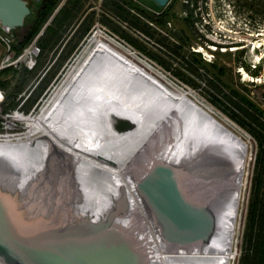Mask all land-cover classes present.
<instances>
[{"label":"rangeland","instance_id":"1","mask_svg":"<svg viewBox=\"0 0 264 264\" xmlns=\"http://www.w3.org/2000/svg\"><path fill=\"white\" fill-rule=\"evenodd\" d=\"M25 1L28 7V13L23 17L22 22L14 29H1L0 27V82H5L8 80V84H11V86H2V88L0 87V139L5 136H9V138L12 139L14 136L17 137L19 134H21V132L24 133L26 130L25 118L27 115L33 110L34 111L32 113H35L38 110L34 108H39L41 106L46 97L45 95L47 89L58 81V79L61 77V74H63L66 65L71 64L82 44H84L87 37L91 34L92 30L96 26V29H101L102 32L107 34L112 39L114 38V40L120 43L122 46L130 49L136 55L150 62V64L155 69H157L162 77H164V79H166L168 82L175 84L179 89L184 87L187 88L186 91L188 90L190 95H192L196 101H205V103H208L216 111H219L229 120L233 121L245 132L246 136L244 135V141L246 142V145L244 144L245 149L241 155L242 157L244 156L243 159L245 160V156L251 153L252 158L248 163L249 166L246 167L247 173L245 174L243 188L239 191L237 209L235 212L236 214L233 219V225L237 231L235 232L233 242H235V245L238 248V256L233 260V264H241V259L246 249L245 234L247 230L250 201L256 185L255 176L257 175L258 177L260 174V171L257 169V155L260 147L247 129L248 126L255 128L254 121H252L249 116L245 115L242 111H240V109H238L228 100L232 99L233 101L237 102L239 101L237 95L243 96L245 98V102L254 105V109L245 106V104L244 106L241 104V106H243L248 111V113L254 114L253 111H256V116H259L258 118L264 122V68L259 65L258 68L252 69L251 62L247 57L248 52H229L224 54L214 53L212 58L205 57L206 60L203 59L204 55L202 57L201 53L195 52V49L199 50L198 46L200 44L203 45L202 41L204 40L199 31L201 29L200 26H198L200 23L198 20L196 21L194 16V7H191L189 3L191 0H188V3L184 2L185 0H171V6L164 7H156L148 0H132L133 6L129 9V11L131 14L137 15L141 19L139 21L142 24H145H140L142 29L132 26L127 21H119V19L112 18L111 15L104 12L102 9V0H81L82 4L80 9L77 10L76 19L70 26L66 28V31L62 34V38L58 42V45L51 49H44L45 51L42 52L36 44V40L41 34L38 37L37 35L41 30L43 31L44 28L50 24V21L53 18L50 17L54 10L58 8L60 4L61 5L57 11L63 6L65 0H58L52 14L41 26L40 31L17 53L14 48L16 39H20L21 36L27 31L29 21L35 17V9L37 4L40 2V0ZM244 4L246 8L260 15L261 18L264 19V0H245ZM140 11L144 12V16L140 14ZM166 12L167 14L164 15ZM88 16L89 18L87 20L90 19L91 21L87 33L80 40H77V38L71 39L73 42L78 41L77 45L67 58L61 60V56L67 51V46H65V43L71 37L77 25L81 21L85 23ZM104 17L109 18V21L111 20V22L108 24ZM117 27H119V30H115ZM111 51V49L106 47L104 52H106L109 57L92 60L90 63H88L89 67L84 72L86 75L77 80L76 84L74 83V86H77H75L76 88L73 86V88H75L73 97L70 98V101H68L70 102L69 108L71 109H66L65 111L67 112H64L66 116H69L66 119L67 122H69L70 127L75 130V132L73 130V134L77 135L78 140H85L87 145L90 146H94L95 143L93 139L94 137L97 139L98 136V109L103 97L100 94L102 87L96 84V88H90V86L86 83L89 80L96 83L102 84L103 82L110 85L113 88V92L110 97L115 95L116 98L122 100L123 102L126 101L125 96H127V99H130L129 101H126L128 104L127 106H134L138 112L141 109V118L146 115L144 119L148 120L147 124L150 125L149 128L152 126V120L156 119L157 117V109L163 105H166V100L170 97L169 90L161 82L159 83L156 79L152 78L148 73L140 70L134 64H130L131 67L125 65V67L116 68V70L112 69L115 73L114 75L116 76L117 81L115 82L117 86H114L111 83L114 78H112L109 73L110 68H114V65L118 64L119 61L110 54ZM28 60H30V63ZM58 65L60 66L59 69H57L54 77H52L48 83V86L40 95L41 97L44 94V97H41V100L39 99L40 97L38 98L37 103H39L37 106H32L27 111H23L22 107L26 104L23 102L25 100L24 98L29 95L30 91L34 87V83H36L38 78L46 71L51 73V71ZM37 66L38 68H36ZM10 68L15 69L18 74L24 69L37 70L33 76V79L30 80L26 88L16 94V99L14 101L18 100L19 102L17 106L13 108L11 107L12 99L9 98L11 97L13 90L15 88L17 89V79L15 80L12 78V75L9 72ZM90 81L88 83H90ZM120 86H122V88ZM115 87H117V89H115ZM98 90H100V92ZM109 90L112 89L110 88ZM145 91L148 93V96L141 99L139 94L147 95ZM119 92H122L123 95H119ZM157 96H161L166 100L164 102L158 101L160 98H154ZM133 97L137 98V100ZM152 99L153 101H151ZM187 100L188 99L186 98V100L181 102L179 106L177 105L175 109L171 110L167 114L169 117L166 115L167 118L163 122L165 126L162 125L163 127L160 126L155 128V130H152V133L150 132L148 135L149 138L147 137L144 140L145 142L143 141L142 144L138 146V148L136 147L139 152L134 150L131 158L134 160V162L148 158L151 159L152 157L155 158V156H157L155 159H158L162 153L170 152V155L173 156L172 158H175L174 162L180 168L191 173V176L193 175L194 178L200 177L194 181L198 183L196 186L198 190H206L210 194L211 192L214 194L215 192L220 193V190L227 191L225 190L227 187H223V184L217 179L220 177L218 175L220 174L219 170H224L225 172V170L229 168V171L231 172V170L234 169L232 164L235 165L234 160L237 159L238 154V157L240 156L239 159H241V155L239 153L241 150L237 146L225 144L224 141H217L218 143H216L215 139H217V136L214 137V135H211L210 131L206 133L204 132V129L200 127L195 128L193 125H191L192 123H190V120H192V118L186 117V113L182 112L181 110L182 107L186 105ZM144 101L147 102L144 103ZM149 102L150 104H148ZM143 110L147 111L144 112ZM237 120L242 125H240ZM196 122L198 121L196 120ZM127 136L119 139L120 141L116 140L115 144H118L117 149L120 148L122 151L126 149L125 147L130 149V147H128L129 141L126 139L132 137V135ZM205 137L207 139H205ZM42 142L49 147H47L48 151L49 149L53 151V149H51L52 146L50 147L45 141ZM112 142L114 141L105 143V146L102 144L98 147V149L105 148L111 145ZM261 148H264V146L261 145ZM40 150L43 151V154L40 153L41 151L38 153L35 152L36 150H30V148H25V151L23 150L22 152L21 150L0 152V157L10 161L14 160L12 165L9 163V161H7L9 166H4L7 169V173L5 171L0 172V174L3 173V175H0V188H2V190H8L10 194H12L14 202H16L15 198L18 197V202L21 203L22 201L28 206L30 205L37 207L39 209L37 211L43 213L45 212L44 215H47L46 213L49 212L56 213L59 206H72L73 202L75 204L76 199H78V202H83L84 199H87L94 202L95 204L98 203L95 206L92 205L94 207V210H92L90 202H86L89 203L90 209L92 212H95V215L98 211V213H104L101 212L102 208L104 211L107 210L108 207H113L115 205L116 201L112 200H109V202L114 203L111 206L109 205V202L106 203L107 199H109L110 193H112L111 187H103L105 184L104 182L96 183V186L94 187H87L89 183L85 181V176L83 174L84 170L82 168H79V174L77 175L78 177H74L77 182L73 181V179L68 177V171H65L66 168L62 172L59 165L54 167L50 162H47V159L44 156L46 155L45 152H47L44 151L46 149L40 148ZM26 152L27 156L25 154ZM207 153L210 154L208 155ZM176 154L178 156H176ZM210 156L215 157L214 159L218 157V159H216L217 161L214 162L215 164H213V161L215 160ZM207 158L210 159L211 162H207ZM198 159L199 162H196ZM104 160L109 164L113 163L112 160ZM17 161L18 164H15ZM225 163L228 165V167L224 166L226 165ZM13 164L20 166V169L24 168V170H22L24 175L22 177L19 178L20 175L17 172L20 169L18 167L17 169L16 166L15 169ZM74 164L81 166V164L77 162ZM49 165L50 167H48ZM223 167H225V169ZM103 177L108 179L107 175H103ZM21 178L23 179L22 182L19 181ZM55 181L59 182L57 183V188L54 185ZM59 185H62V187H59ZM52 188H54V190H51ZM88 189L91 192H88ZM260 193L264 196V186L262 187ZM122 196L123 195L120 194L119 198ZM82 197L84 199H82ZM94 198H96V200ZM55 199L58 201L57 203L52 202ZM118 201L119 199H117V202ZM219 202L220 201L217 203ZM222 202V206L225 207V200H221V203ZM71 208L76 207L73 205ZM125 209H123V211H126L131 217V223L138 226V221L135 215L132 213L131 215L130 211L128 212V209ZM126 212H122L120 216ZM90 213L91 211H89V214ZM81 215L83 216L84 214L81 213ZM220 216L221 215H218V218H220ZM228 219L229 217H223V220L226 222L222 224L221 230L226 229L225 227L227 226ZM220 220L221 218L219 221ZM151 226L153 227V225ZM126 228H128V226H126ZM171 264H177V262H172Z\"/></svg>","mask_w":264,"mask_h":264},{"label":"bare ground","instance_id":"2","mask_svg":"<svg viewBox=\"0 0 264 264\" xmlns=\"http://www.w3.org/2000/svg\"><path fill=\"white\" fill-rule=\"evenodd\" d=\"M106 47H108L109 49L112 50L110 52V54L114 58H117V60L119 61L118 64L114 65V68H110L109 74L112 76V78H114V80H113L114 82H117V81H116V76L114 75L115 73L112 69L116 70V68L125 67V65H127L128 67H131L130 64H134L140 70L148 73L152 78L156 79L159 83L161 82L169 90L170 97L167 100L162 98L161 96L154 97L155 99L160 98V99H158V101L164 102L166 100L167 104L163 105L162 107L157 109L158 114L157 115L155 114L157 117H156V119L152 120V122H151L152 126H151V128H149L150 125L147 124L148 120L144 119V117L146 115L143 118H141V115H140L141 109H140V111H139L140 113H139L134 106H131V107L127 106L128 104L126 101L130 100V99L129 100L127 99V96H125L126 101H123V102H122V100H119L118 98H116L115 95L110 97L113 90H109L110 89L109 87L108 88L105 87L103 82L101 84V83H96L94 81L89 80L90 83H88L89 81L86 83H87V85L90 86V88H92V87L96 88V84H98L102 87L101 92H100V90H98V91L100 92V94L103 97V100L101 101V104H100L99 109H98V121H97L98 126H99L98 130H97L98 136H97V139L95 137L93 139L94 143H95L94 146H90V145H87V142L85 140H78L77 135L73 134L75 132V130L72 127H70L69 122H67V119H66L69 116H66L64 112H67V111H65L66 109L67 110L71 109V108H69L70 102H68V101H70V98L73 97V93H74V90L76 88L75 86H77V85L74 86V83L76 84L77 80H79L82 76L86 75V73H84V72L89 67L88 63H90L92 60H97V59H101L104 57H109L108 54L106 52H104V49ZM113 57H112V59H113ZM104 74H105V72H104ZM73 86L75 88H73ZM89 86H87V87H89ZM186 89L187 88H185V87L179 89L178 87H176L175 84L168 82L166 79H164V77H162L160 72L150 64V62H148L147 60L136 55L130 49L122 46L120 43L115 41L114 38L112 39L107 34L102 32L101 29H99V28L96 29V26H95V28L92 30L91 34L87 37L84 44H82L78 53L75 55L71 64L66 65L64 72H63V74H61V77L58 79V81L54 85L50 86L47 89V92L45 95L46 97H45L43 103L41 104V106L39 108H34V109H38V110L35 113H32L34 111L33 110L25 118L26 130L24 131V133L21 132V134H19L17 137L14 136V138H12V139H10L9 136H5L2 139H0V152H4V151L8 152V151H13V150H17V151L21 150V152H22L23 150L25 151V148H30V150H34V151L36 150L35 152L39 153L41 151L40 148L46 149L44 151H47L48 153L45 152V154L47 156L46 155H44V156L47 159V162H50L51 165L54 167L59 165L61 167L62 172L66 168L65 171L66 172L68 171L67 172L69 175L68 177L73 179V181H76L74 179V177H76L79 174V172H78L79 168H82L84 170L83 174L85 176L84 177L85 181L89 183V185H87V187L88 186L94 187V186H96V183H100V182L105 183L103 185V187H106V188L111 187L112 193H110L109 199H107L106 203L109 202V200L116 201V203H117V199L120 200L119 196H120V194H122L123 198H124L123 201L125 202V207L128 209V212L130 211V214L132 213L135 215V217L138 221V226L136 224L134 225L131 223V217L128 215V213L126 211H124L126 213H123V215L118 217L117 221L119 222V224H122L125 227L128 226V229L138 238V240H141L147 246L146 248H147V253H148V262H149L148 264H171L172 262H174V263L177 262V264H188V263H193V264H233V260L238 256V248L235 245V242H233L235 232H237L235 230L236 228H234V225H233V219H234L235 214H236L235 212L237 209L239 191L243 188V185H244V180H245L244 178H245V174L247 173L246 167L249 166L248 163L252 158L251 153H249L248 155L245 156V160L243 159L244 156L242 157V155H241V153L244 151L245 145H246V142L244 141L245 140L244 135L246 136V134L233 121L229 120L227 117H225L219 111H216L208 103H205V101L204 102L196 101L192 97V95H190L188 90L186 91ZM145 93L147 95L139 94V97L141 96V99L146 98V96H148V93L146 91H145ZM119 95H123L122 92H119ZM186 98L188 99L186 102V105H184V107H182L181 110H182V112L186 113L185 114L186 117L192 118V120H190V123H192L191 125H193L195 128L200 127L202 129H204L205 130L204 132H206V133H208L210 131L211 135H214V137L217 136V139H215L216 143H218L217 141H224L225 144L237 146L241 150V152L239 151V153L241 155V159H239L240 156L238 157V155H239L238 154L237 159L234 160L235 165L232 164L234 166L233 167L234 169H232L231 172L229 171V168L227 170H225V172H224V170L223 171L219 170L220 174H218V175L220 177H218L217 179L219 180L220 183L223 184V187H225V186L227 187V188L225 187L226 188L225 190H227V191L220 190V193L216 192L214 194L217 202L220 201L219 203H217L218 204L217 215H221L220 216L221 220L219 221L220 218L217 219V229H216L215 235L211 239H208L209 241L204 245V247L194 246V247H190V248H186V249H173V248L166 246L159 239L158 235H155V234H157V231H156V228L154 227L152 218H151L148 210L146 209L142 199L140 198V196L136 192V189L134 186V180H133L134 170H135V167L140 162V160L138 162H134V160L131 158V155H132V153H134V150H137L136 147L138 148V146H140L142 144V142L147 137L149 138L148 135L150 134V132L152 130H155V128L160 127V126L161 127L165 126L163 124V122L167 118L166 115L171 110L175 109L177 107V105L179 106V104L181 102H183L184 100H186ZM146 100H149V99H146ZM151 101H153V99ZM108 102H114L116 107L120 108L124 113L133 116L137 120L138 126L134 130L126 132V133L122 134L121 136L109 137V138L105 139L104 135L102 134L103 133L102 132V120H101L100 112H101V109L104 108ZM145 102H147V101H144V103ZM148 104H150V102ZM149 107H151V106H149ZM146 111H144V112H146ZM70 112H72V111H70ZM147 114H148V112H147ZM196 120L198 122H196ZM165 123H167V122H165ZM73 130H74V132H73ZM102 135H103V137H102ZM127 135H132V137L126 139L127 141H129L128 147H130V149H128L127 147H125L126 149H124L123 151L120 150V148L117 149L118 144H115L116 140H119V139H121ZM75 137H76V139H75ZM202 139H203V137H202ZM205 139H207V138L205 137ZM41 140L47 142V144L50 147L52 146L51 149H53V151L58 153V154L54 153L50 149L48 151L49 147L46 146L45 144H43V142ZM77 141H79V142H77ZM111 141H114V142H112L111 145H109L105 148H99L98 149V147L100 145L104 144V146H105V143H108ZM76 142H77V144H76ZM207 142H209V141H207ZM193 149H194V147H193ZM215 149H217V148H215ZM30 152H32V151H30ZM42 152L43 151H41L40 153L43 154ZM203 153H204V151H203ZM25 154L27 156V152ZM207 154L209 155L210 153H207ZM215 155H218V154H215ZM145 156H146V154H145ZM176 156H178V155L176 154ZM212 156H210V157H212ZM156 157L157 156H155V158ZM172 157L173 156L170 155V152H168V153L164 152V153H162V155L158 159L162 160L164 162L173 164V165H177L174 162L175 158L173 159ZM42 158H44V157H42ZM214 158L215 157H212V159H214ZM104 159L112 160L113 163L109 164ZM216 159H218V157ZM216 159H214L215 161H213V164H215L214 162L217 161ZM143 160H141V161H143ZM207 160H208L207 162H209V161L211 162L210 159L207 158ZM221 160H222V158H221ZM7 161H9V163L11 165H12V162H14V160L10 161L8 159L0 157V172L1 171H5V172L7 171V169L4 167V166H9ZM219 161H220V159H219ZM75 162L81 164V166H77L76 164H74ZM196 162H199V159ZM229 163H230V161H229ZM15 164H18V161ZM44 164H45V162H44ZM220 164H222V163H220ZM15 166L16 165H14V168H15ZM224 166L228 167L227 164ZM17 167L19 168L20 166H16V168ZM48 167H50V165ZM230 167H232V166H230ZM223 168L225 169V167H223ZM22 170H24V168L20 169L17 172L20 175L19 178L24 175V173H22ZM0 175H3V173H1ZM103 175L104 176L107 175L108 179H105L103 177ZM54 176H55V174H54ZM60 179H61V177H60ZM67 179H69V178H67ZM19 181L22 182L23 179L21 178V180L19 179ZM68 181H70V180H68ZM54 183H55L54 185L57 188V183H59V182L55 181ZM79 184H80V182H79ZM112 186H114V187H112ZM50 187H52V186H50ZM59 187H62V185L61 186L59 185ZM89 189H88V192H91ZM51 190H54V188H52ZM100 191H102V190H100ZM222 192H224V193H222ZM200 193H202V192H200ZM225 193H226V195H225ZM82 199H84V198L82 197ZM94 199L96 200V198H94ZM90 200H91V198H90ZM221 200H225V203H226L225 207L222 206L223 202L221 203ZM88 201L89 200L84 199L83 202H78V199H76L75 204L73 202V205H75L76 208H71V207H73L72 204H71L72 206H68V207H64V206L60 207L59 206L57 209L58 211H56V212H65V211L69 212L71 219H75V218H77L78 214L81 215V213H83L84 214L83 217H85V219H88L90 222L94 223L96 221V217L98 216V214H102V213H98L99 212L98 211V212H96V215H95V212H92V210H94L93 206H95L98 203L95 204L94 202L89 201L90 205H91V209H92L91 210L89 203H86ZM112 204H114V203L109 202L110 206ZM111 209H112V207H108L107 208L108 212ZM107 210H105V211H107ZM89 211H91L90 214H89ZM102 211H103V208H102ZM105 211H103V212H105ZM225 216L229 217L228 223H227V226L225 227L226 229L221 230L222 224H224V222H226L223 220V217H225ZM71 219L68 217L66 220H68V222L71 223L73 221ZM151 225H153V227ZM224 226H223V228H224ZM0 264H2V263L0 262Z\"/></svg>","mask_w":264,"mask_h":264},{"label":"water","instance_id":"3","mask_svg":"<svg viewBox=\"0 0 264 264\" xmlns=\"http://www.w3.org/2000/svg\"><path fill=\"white\" fill-rule=\"evenodd\" d=\"M148 1L164 7L170 0ZM27 13L25 0H0V27L16 28ZM100 116L105 139L121 136L138 126L137 120L114 102H108ZM199 178L177 165L154 158L144 159L135 167L136 192L152 218L159 239L170 248L204 247L216 233L218 204L213 192L197 189L198 183L194 181ZM15 200L8 190L0 188L2 264L149 263L144 242L117 221L126 208L123 196L112 211L104 210L94 223L80 214L71 219L66 211L44 215L37 207L18 202V197ZM68 217L73 220L71 223L66 220Z\"/></svg>","mask_w":264,"mask_h":264},{"label":"trees","instance_id":"4","mask_svg":"<svg viewBox=\"0 0 264 264\" xmlns=\"http://www.w3.org/2000/svg\"><path fill=\"white\" fill-rule=\"evenodd\" d=\"M170 1L166 6H171ZM57 2L58 0H40L39 4H37L35 9V17L31 21H29L27 31L21 36L20 39H16L14 48L17 53L25 45H27L40 31L41 26L52 14L53 9L57 5ZM81 4V0H65L63 6L56 12V14L51 19L50 24L44 28L41 35L36 40V44L39 47L40 51L43 52L58 45V42L62 38V34L66 31V28L70 26L76 19L77 10L80 9ZM101 4V7L104 12L111 15L112 18L119 19V21H127L132 26H135L138 29H142L140 27V24L142 23L139 21L141 19L137 15L131 14L129 11V9L133 6L132 0H102ZM140 14L144 16V12L140 11ZM165 14H167V12L164 13V15ZM88 18L89 16L86 18L85 23L81 21L77 25L73 34L65 43V46H67V51L61 56V60L67 58L77 45L78 41L73 42L71 39L77 38V40H80L87 33L91 21L90 19L87 20ZM105 19L108 24L111 22V20L109 21V18ZM115 30H119V27H117V29ZM59 67V65L56 66V68H54L51 73H48L46 71L42 76L38 78L37 82L34 83V87L30 91L29 95L24 98L25 100L23 102L26 104L23 105V107L21 106L23 108V111H27L32 106H37V104L39 103H37L38 98L44 92V90L48 86V83L50 82L52 77H54ZM36 68H38V66ZM9 70L12 75V78H14L15 80L17 79V89L15 88L13 90L12 95L9 98L12 99L11 107L13 108L16 107L19 102L18 100L14 101L16 99V94L26 88L30 80L33 79V76L35 75V72L37 70L24 69L19 74L13 68H10ZM8 83V80H6L5 82H0V87L2 88V86H11V84L9 85ZM43 96L44 94L41 97L43 98ZM41 97L39 99H41ZM237 97L239 100L237 102L233 101L232 99H229L228 101L235 105L238 109H240V111H242L245 115L249 116L252 121H254L255 128L252 126H248L247 129L252 134L255 141L260 147L257 155V169L258 171H260V174L258 175V177L257 175L255 176L256 185L250 201L247 230L245 234L246 249L242 256L241 264H264V196L260 193L262 187L264 186V148H261V145L264 146V122H262L258 118L259 116H256V111H253L254 114L248 113V111L243 107L245 104V106L254 109L253 104L245 102V98L243 96L237 95ZM241 104L243 106H241ZM238 123L242 125L239 121Z\"/></svg>","mask_w":264,"mask_h":264},{"label":"built area","instance_id":"5","mask_svg":"<svg viewBox=\"0 0 264 264\" xmlns=\"http://www.w3.org/2000/svg\"><path fill=\"white\" fill-rule=\"evenodd\" d=\"M245 0H191L204 41L202 57L214 53L248 52L251 68H264V19L245 7ZM184 2L188 3V0ZM2 29V28H1ZM7 39V38H5ZM30 63V60H28Z\"/></svg>","mask_w":264,"mask_h":264},{"label":"clouds","instance_id":"6","mask_svg":"<svg viewBox=\"0 0 264 264\" xmlns=\"http://www.w3.org/2000/svg\"><path fill=\"white\" fill-rule=\"evenodd\" d=\"M113 82V81H112ZM104 84V86H107V87H109V88H111L112 90H113V88L110 86V85H108V84H106V83H103ZM116 83H113V85H115Z\"/></svg>","mask_w":264,"mask_h":264}]
</instances>
